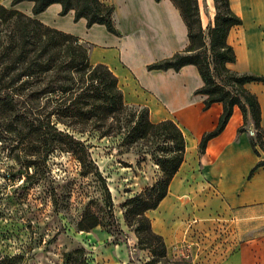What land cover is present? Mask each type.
<instances>
[{"label":"trees","instance_id":"16d2710c","mask_svg":"<svg viewBox=\"0 0 264 264\" xmlns=\"http://www.w3.org/2000/svg\"><path fill=\"white\" fill-rule=\"evenodd\" d=\"M24 0L0 1V131L18 138L14 157L27 169L28 177L40 178L46 173L49 156L55 151L75 155L82 175H95L101 182L107 213L113 216V199L107 180L93 159L87 143L94 132L99 138L120 136V145L151 154L162 170V176L150 187L128 198L137 218L142 239L150 246L163 237L156 233L146 215L155 209L168 193L169 185L182 165L186 136L171 118L154 122L145 106L129 104L119 85L118 76L105 63L90 60V47L73 33L45 24L37 14L51 4L60 3L61 15L74 11V19L86 18L87 27L104 24L115 34L114 5L105 0H28L32 14L16 5ZM159 1V0H157ZM215 20L204 28L199 0H173L188 28L189 44L170 57L148 64L149 69L180 70L187 64L197 66L203 85L196 90L205 96L204 109L221 102L223 111L217 126L203 134L199 152L208 141L220 134L239 106L246 130L248 115L256 135L251 143L257 154L264 151V127L260 100L248 87L249 82H264V75L239 72L231 67L237 56L229 42L231 29L242 24L230 0H214ZM140 107V109H138ZM87 134V138H83ZM264 164L260 160L253 169ZM102 223L99 212L88 205L77 221L80 231H90ZM1 264H22V255H7ZM61 264H92L84 247L64 252ZM125 264H132V260Z\"/></svg>","mask_w":264,"mask_h":264},{"label":"crops","instance_id":"0c3cea01","mask_svg":"<svg viewBox=\"0 0 264 264\" xmlns=\"http://www.w3.org/2000/svg\"><path fill=\"white\" fill-rule=\"evenodd\" d=\"M105 1L114 5L118 34L104 24L87 27L86 18L75 21L73 10L61 15L60 3L51 4L36 17L88 43L91 62L105 63L118 76L127 103L147 107L154 122L171 118L184 131V161L172 178L167 195L149 213L155 232L165 237L166 244L174 241L162 220L174 212L171 205L182 192L203 197L210 205L209 212L211 207L224 210L232 219L230 226H236L233 218H248L251 222L264 216V164L253 169L264 160V151L259 149L257 154L254 150L252 131H239L244 124L240 107H234L224 130L211 138L200 153L201 138L217 126L223 104L215 102L204 109L205 96L196 93L204 82L194 64L180 70L148 68V64L188 46V28L179 8L173 0ZM230 4L242 19V24L229 33L237 56L230 65L239 72L264 75V0H230ZM16 6L32 14V1L24 0ZM202 23L204 26L203 19ZM247 87L260 100L264 127V82H249ZM218 264H264V236L250 235L240 249Z\"/></svg>","mask_w":264,"mask_h":264},{"label":"rangeland","instance_id":"374dc122","mask_svg":"<svg viewBox=\"0 0 264 264\" xmlns=\"http://www.w3.org/2000/svg\"><path fill=\"white\" fill-rule=\"evenodd\" d=\"M0 1L9 5L12 0ZM199 5L207 29L215 20V1L199 0ZM245 128L256 135L251 115ZM4 134L0 131V264L4 257L15 254L22 255V264H61L64 252L77 247L85 248L92 264H125L130 260L132 264H218L240 249L250 235L264 236V216L251 222L233 218L236 226H230L232 219L224 210L211 207L209 212L210 205L203 197L182 192L171 205L176 213L162 220L174 241H168L165 251L160 243L150 246L137 230L132 204L125 201L162 176L151 154L127 151L120 145V136L90 135L91 155L111 191V216L103 209L106 200L100 180L92 174L82 175L73 153L53 152L45 175L28 177L26 167L14 157L23 145L17 148L18 138ZM88 205L100 213L102 223L90 231H80L77 221ZM150 210L146 215L153 228Z\"/></svg>","mask_w":264,"mask_h":264}]
</instances>
